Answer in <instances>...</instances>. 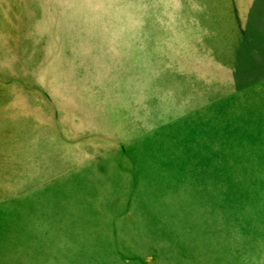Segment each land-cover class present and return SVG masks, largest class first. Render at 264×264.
Here are the masks:
<instances>
[{
  "label": "rangeland",
  "instance_id": "obj_1",
  "mask_svg": "<svg viewBox=\"0 0 264 264\" xmlns=\"http://www.w3.org/2000/svg\"><path fill=\"white\" fill-rule=\"evenodd\" d=\"M231 1L0 0V264H264V84L211 81Z\"/></svg>",
  "mask_w": 264,
  "mask_h": 264
},
{
  "label": "crops",
  "instance_id": "obj_2",
  "mask_svg": "<svg viewBox=\"0 0 264 264\" xmlns=\"http://www.w3.org/2000/svg\"><path fill=\"white\" fill-rule=\"evenodd\" d=\"M220 26L221 48L214 59L220 61L221 78L210 80L264 84V0L223 3Z\"/></svg>",
  "mask_w": 264,
  "mask_h": 264
}]
</instances>
